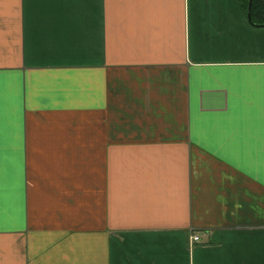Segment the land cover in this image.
Here are the masks:
<instances>
[{"label": "crops", "instance_id": "1", "mask_svg": "<svg viewBox=\"0 0 264 264\" xmlns=\"http://www.w3.org/2000/svg\"><path fill=\"white\" fill-rule=\"evenodd\" d=\"M0 264H264V27L0 0Z\"/></svg>", "mask_w": 264, "mask_h": 264}, {"label": "trees", "instance_id": "2", "mask_svg": "<svg viewBox=\"0 0 264 264\" xmlns=\"http://www.w3.org/2000/svg\"><path fill=\"white\" fill-rule=\"evenodd\" d=\"M239 2L246 13L248 0H236ZM250 24L264 27V0H252Z\"/></svg>", "mask_w": 264, "mask_h": 264}, {"label": "water", "instance_id": "3", "mask_svg": "<svg viewBox=\"0 0 264 264\" xmlns=\"http://www.w3.org/2000/svg\"><path fill=\"white\" fill-rule=\"evenodd\" d=\"M251 3H252V0H248L247 8H246V16L249 21H250V14H251Z\"/></svg>", "mask_w": 264, "mask_h": 264}, {"label": "built area", "instance_id": "4", "mask_svg": "<svg viewBox=\"0 0 264 264\" xmlns=\"http://www.w3.org/2000/svg\"><path fill=\"white\" fill-rule=\"evenodd\" d=\"M193 241H194V242H197V241H198V238H197V237H194V238H193Z\"/></svg>", "mask_w": 264, "mask_h": 264}]
</instances>
